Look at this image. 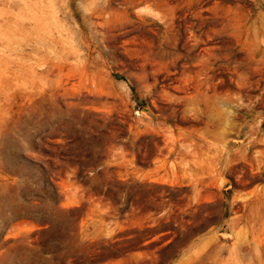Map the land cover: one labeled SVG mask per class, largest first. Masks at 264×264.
<instances>
[{
  "label": "rangeland",
  "instance_id": "rangeland-1",
  "mask_svg": "<svg viewBox=\"0 0 264 264\" xmlns=\"http://www.w3.org/2000/svg\"><path fill=\"white\" fill-rule=\"evenodd\" d=\"M0 264H264V0H0Z\"/></svg>",
  "mask_w": 264,
  "mask_h": 264
}]
</instances>
